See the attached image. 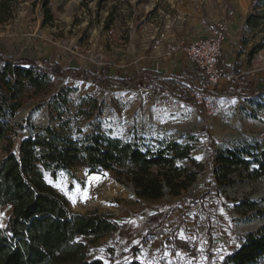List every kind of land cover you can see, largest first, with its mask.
<instances>
[{"label": "rangeland", "instance_id": "374dc122", "mask_svg": "<svg viewBox=\"0 0 264 264\" xmlns=\"http://www.w3.org/2000/svg\"><path fill=\"white\" fill-rule=\"evenodd\" d=\"M7 2L0 11V51L13 59H38L54 53V61L62 66L75 62L83 68L100 71L108 67L110 73L131 78L129 88L120 85L104 88L72 78L49 76L42 89H26L20 109L11 117L16 128L26 119L39 129L52 126L62 130L69 121L70 135L80 137L96 129L125 141L135 140L144 147H155L158 141L191 144V156L200 164L185 163L193 171H201L197 180L181 192L182 197L199 198L210 187L215 173L203 155L207 148L204 131L207 129L215 150L233 148L241 143L264 141V45L248 61L250 51L264 42V25L252 30L247 24L251 14H264L258 0H1ZM47 7L52 20H49ZM6 8V9H5ZM4 18V19H3ZM225 25L226 38L236 53L235 70L229 71L245 78L247 91L227 81L214 88L212 94L216 113L207 117L203 110L185 105L164 93L153 94L137 88V76L144 68L156 67L168 77L175 66L191 69L186 78L194 82L188 90L199 88L193 76V66L183 54L166 57L167 49L207 37L217 25ZM225 46V44H224ZM223 46V48H224ZM241 50V51H240ZM223 70L226 64L219 63ZM231 67V66H230ZM177 70V69H176ZM172 72V73H171ZM225 73V72H224ZM193 77V78H192ZM239 86V85H238ZM241 86V85H240ZM196 87V88H195ZM220 87V88H219ZM244 87V88H245ZM204 89V88H203ZM190 99L192 95H190ZM30 129L20 133L28 136ZM240 139L244 140L241 142ZM16 150V145H13ZM7 143H0V160L7 153ZM214 150V151H215ZM47 182L68 200L74 214L111 215L120 224L129 222L133 215L149 210L154 204L139 199L135 188L118 180L114 171L89 174L85 166L55 174L44 171ZM234 185H226L225 213L215 225L214 261L204 255L197 261L172 255L165 247L167 235L145 241L135 255L119 237L111 235L88 244L89 260L105 264H122L137 260L142 264H219L220 260L236 250L247 234L264 223L257 211L264 213V177L241 181L235 174ZM222 191V189H221ZM159 202L174 200L168 192ZM251 200L259 204L257 211L240 214L236 204ZM196 209V207L194 208ZM11 206L0 207V226L5 228L12 214ZM205 233V222L199 227Z\"/></svg>", "mask_w": 264, "mask_h": 264}, {"label": "trees", "instance_id": "16d2710c", "mask_svg": "<svg viewBox=\"0 0 264 264\" xmlns=\"http://www.w3.org/2000/svg\"><path fill=\"white\" fill-rule=\"evenodd\" d=\"M258 2H262L264 8V0ZM6 3L0 2V11ZM49 9L47 7L51 21ZM247 24L252 30L259 29L264 25V14H251ZM263 45L264 42L250 51L248 61ZM54 58L51 51L43 58L15 60L4 50L0 51V143L6 142L8 146L0 160V207L13 208L7 226H0V264H105L102 260L88 259V244L84 239L99 241L109 235L123 239L131 248L130 255H135L145 241L167 235L164 245L177 259L184 256L197 261L206 255L208 261H214L215 230L218 229L214 222L226 212L223 187L234 185L235 174L242 182L264 177V141L216 151L206 129L207 148L203 155L215 170L209 180L210 187L199 198H179L201 172L185 164L191 161L197 168L201 167L191 156L194 151L191 144L184 146L160 140L155 147H144L135 141L138 138L125 141L100 129L75 137L68 133L72 130L69 121L64 122L62 130L51 125L39 129L27 119L16 128L11 125L10 119L20 109L25 90L44 88L49 76L82 80L104 88L120 85L127 89L132 82L126 75L110 73L108 67L96 72L75 62L62 66ZM219 63L224 64L223 57ZM236 65H226L225 75L231 74L229 71L235 70ZM178 70L168 77L156 67L144 68L137 76V88L153 94L164 93L194 106L188 94L190 88L194 89V82L187 80L186 70L181 73ZM192 80L196 82L199 78ZM244 80L239 81L243 85L237 84L234 89L247 91ZM27 129L36 133L21 138L20 133ZM82 166L89 174L114 171L119 181L129 182L135 188L139 199L154 204L123 224L99 212L74 214L68 200L47 182L43 172L55 174ZM166 189L174 200L157 203L167 195ZM258 207L259 204L251 200L235 205L240 214L257 211ZM257 212L264 218V213ZM204 222L205 233L202 234L199 227ZM122 264L142 263L133 259ZM219 264H264V223L247 234L243 243L225 255Z\"/></svg>", "mask_w": 264, "mask_h": 264}, {"label": "built area", "instance_id": "2783aa9c", "mask_svg": "<svg viewBox=\"0 0 264 264\" xmlns=\"http://www.w3.org/2000/svg\"><path fill=\"white\" fill-rule=\"evenodd\" d=\"M227 36V27L218 24L215 30L208 33L207 37H200L190 44L170 47L166 53L168 58L183 54L188 64L193 66L195 71L193 75L199 78V88L195 87V91H189V94L192 95L194 106L203 110L207 117L216 113L212 94L214 88L225 80L234 81L236 80L234 78L239 77L232 73L225 75L219 64Z\"/></svg>", "mask_w": 264, "mask_h": 264}, {"label": "crops", "instance_id": "0c3cea01", "mask_svg": "<svg viewBox=\"0 0 264 264\" xmlns=\"http://www.w3.org/2000/svg\"><path fill=\"white\" fill-rule=\"evenodd\" d=\"M232 33V35H234L235 34V32L236 31H234L233 29H232V27L230 26V28H229V33ZM228 33V34H229ZM195 41V40H194ZM193 42V41H192ZM225 46H224V48H223V52H222V55H221V57H223L224 58V63L226 64V65H228V66H234V65H236L237 64V61L235 62V64H234V61H235V58L234 57H236V53L239 51V49H237V52H234V48L232 47V45H230V42L229 41H225ZM241 51V50H240ZM242 54V53H241ZM241 54H240V52H238V55H239V57L241 56ZM220 59V58H219ZM186 68V67H185ZM185 68H181V67H179V66H175V70L177 69H179L178 71L181 73L182 71H185L186 69ZM187 72H192L191 71V69H187L186 70ZM172 72H174L173 70H172ZM171 72V73H172ZM227 81V87L228 86H230V88H231V86L234 88L235 86H237V84H241V85H243L244 83H242V82H237L236 80H234V81H228V80H225L224 82H226ZM220 88V87H219Z\"/></svg>", "mask_w": 264, "mask_h": 264}, {"label": "water", "instance_id": "95a60500", "mask_svg": "<svg viewBox=\"0 0 264 264\" xmlns=\"http://www.w3.org/2000/svg\"><path fill=\"white\" fill-rule=\"evenodd\" d=\"M30 132H31V134H35V133H36V131H33V130H31ZM240 141H241V142H244V140H243V139H242V140L240 139ZM223 190H224V189H223ZM165 192L167 193V192H168V190L166 189V190H165Z\"/></svg>", "mask_w": 264, "mask_h": 264}]
</instances>
